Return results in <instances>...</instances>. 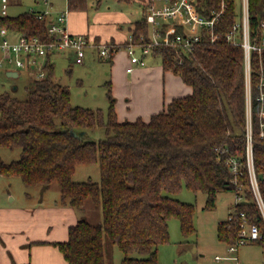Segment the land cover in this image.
Masks as SVG:
<instances>
[{
	"label": "trees",
	"instance_id": "trees-1",
	"mask_svg": "<svg viewBox=\"0 0 264 264\" xmlns=\"http://www.w3.org/2000/svg\"><path fill=\"white\" fill-rule=\"evenodd\" d=\"M101 1L96 0V8ZM235 2L197 0V11L207 17L225 6L215 30L219 37L214 42L203 34L192 53L165 43L152 48L150 57L160 58L163 69L178 75L192 92L174 97L148 120L139 117L120 121L111 90L107 113L100 108L72 105L70 87L55 78L51 55L44 63L45 77L34 78L27 87V99L0 92V147L21 150L19 160L0 162V175L17 177L28 188L57 182L61 204L81 210L91 199L101 207L99 224L79 220L69 227L67 241L52 243L68 264H106L104 238L123 252L121 264H158L159 247L170 240L171 218L179 220L184 235L196 231L195 206L174 198L183 187L205 193V209L214 207L221 192H244L243 201L233 206L235 218H227L218 225V239L227 245L237 242L241 212L264 227L249 191L243 158L244 49L226 38L236 21ZM67 3L71 11H85L89 7V0ZM249 15L250 38L259 41L264 0H249ZM3 24L27 37H39L43 42L49 39L46 19L40 20L30 11L10 15ZM135 24L133 43L140 48L150 42L151 25L146 14ZM164 27L170 34L184 32L181 25ZM112 58L113 55L111 62ZM257 59V54H253L254 149L256 169L262 172L264 137L258 132L259 103L255 100ZM98 127L104 129L105 137L90 139L89 133ZM233 157L240 161L237 180L230 171L229 160ZM93 163L100 168L99 182L73 180L77 165ZM261 185L264 198L263 181ZM256 243L264 244V238ZM134 253L139 256H132Z\"/></svg>",
	"mask_w": 264,
	"mask_h": 264
},
{
	"label": "rangeland",
	"instance_id": "rangeland-1",
	"mask_svg": "<svg viewBox=\"0 0 264 264\" xmlns=\"http://www.w3.org/2000/svg\"><path fill=\"white\" fill-rule=\"evenodd\" d=\"M38 1V0H37ZM63 4L65 1L60 0ZM55 0V7L60 3ZM11 15H18L25 11L41 10L45 11L48 7L44 3H39L37 6H32V0H11ZM235 17L236 22L241 23L243 20V0H236L235 2ZM185 30L195 31L196 28H188ZM151 35V33H150ZM124 51V50H123ZM68 57H55V78L61 83L68 85L71 90V103L74 106H82L92 109L100 108L104 113H107L110 105V98L108 91L111 90L112 98L115 102L125 107H133L136 111L139 110L140 105H143L142 96L143 92L153 90L155 93L161 94L166 90L167 94H183L186 92V84L172 79L170 83L165 82L162 78H156L153 85L139 83L133 88L136 93L131 95H124L118 98L111 87V61L108 57H102L99 49L92 48L90 51L86 50V55L83 63L77 64L76 53L73 50L66 52ZM136 54L140 55V51L136 50ZM51 56V57H52ZM129 56V54H128ZM54 58L55 61H54ZM130 58V57H129ZM52 59V58H51ZM45 60L44 57L37 59L38 66ZM71 60V61H70ZM147 64L161 65V59H154L150 56L146 57ZM74 63V64H73ZM152 63V64H151ZM73 65V66H71ZM120 63H117V71L120 70L121 78L123 69ZM39 67L31 69L28 66L15 67L0 65V92H9L13 97L21 100L28 98L27 87L31 84L32 80L39 78ZM120 68V69H119ZM122 69V70H121ZM17 71L18 76H8L7 71ZM46 75V73H45ZM110 85H109V84ZM169 86V88H168ZM119 93H126V85L121 80ZM138 97V99H137ZM130 100V101H129ZM133 100V102H131ZM130 103V104H128ZM145 105V103H144ZM128 108H125L126 112ZM117 109V108H116ZM117 115L121 118V114L116 110ZM129 112L126 114L128 118L133 115ZM126 120V119H124ZM130 121V119H128ZM105 137L103 128L98 127L93 132L89 133V138L97 140ZM20 148L9 149L0 147V162H12L19 160ZM73 180L76 182H87L89 180L94 182L100 181V168L97 163L93 164H80L77 165ZM14 194L15 201L13 202L6 193ZM10 194V196H11ZM177 200L186 203H192L195 206L193 216V223L195 233L191 235H184L181 231V225L177 218L173 217L169 221V242L161 245L158 250V264H236L237 262L229 259L216 260V256H237L240 264H264V244L250 243L241 246L237 252L229 253L227 251V244L218 239V225L221 221H225L233 209L235 203V192L224 191L217 195L215 205L211 209H205L207 196L203 192H193L187 187L174 196ZM40 200L44 203L40 204ZM61 206L60 202V187L57 182L49 186H35L26 187L21 180L17 177L6 178L0 175V207H4L5 211L12 210L17 212L16 209H26V214L22 218H12L4 221L0 218V245L7 248V239L13 230L15 222L21 219L25 222V226L20 227L22 230H27L26 234L30 236H38V240H47L49 238H60L58 232H55V226L51 217L44 216L40 211H46L54 204ZM35 204V205H33ZM28 205V207H25ZM67 207H71L67 205ZM72 208V207H71ZM77 221L85 219L91 224H99L102 221L101 207L93 203L91 199L85 202L83 209L77 210L75 208ZM12 228V229H11ZM3 231V232H1ZM41 233V235H39ZM50 233L51 236L48 234ZM56 234V235H54ZM54 236V237H52ZM2 243V244H1ZM29 248V247H28ZM104 251L106 256V264H121L124 257L122 251L116 246L111 245L107 238H104ZM9 255L12 257V251L8 249ZM132 256H139L137 253ZM10 257V258H11ZM13 259V258H12ZM14 261V260H13ZM14 264H17L14 262Z\"/></svg>",
	"mask_w": 264,
	"mask_h": 264
},
{
	"label": "built area",
	"instance_id": "built-area-1",
	"mask_svg": "<svg viewBox=\"0 0 264 264\" xmlns=\"http://www.w3.org/2000/svg\"><path fill=\"white\" fill-rule=\"evenodd\" d=\"M44 3L48 9L45 11L34 10L30 12L42 20L47 21V31L49 39L43 42L39 37H27L19 34L3 24V20L9 17L11 0H0V65L15 67H32L38 68L37 59L54 55L58 52L73 50L76 53L77 64L83 63L86 55V48L95 46L99 49L102 57H112L118 50L114 44L107 42L92 43L93 41L86 34H73L67 27L68 11H60L54 14L52 0H38ZM161 1V4H158ZM197 0H151L147 13L146 20L151 25L150 42L137 48L133 43L132 35L127 40L126 50L128 51L132 65L145 66L146 57L151 56L152 48L162 43L168 44L175 49L183 50L184 52L192 53L194 48L201 42L203 34L209 35L212 42L218 39L216 26L219 23L221 15L224 12L225 6L219 12H213L210 16H205L197 11ZM249 0H243V20L241 23H234L232 29L227 33L226 38L235 45H240L244 49L245 55V81H246V129H245V148L243 158L247 170V178L249 180V191H251L254 201L256 202L262 224L264 226V198L263 187L261 181L264 182V170L258 172L255 166V149H254V128L255 121L253 117L254 104V84L252 81V55L257 54V65L259 68V80L256 84L258 94L255 100L259 103L258 126L259 136L264 137V23L261 24V38L259 41H252L250 38L249 25ZM181 25L184 28L183 33L170 34L164 26ZM196 28L195 31H188L185 28ZM241 33V37H239ZM139 49L140 55L136 54ZM45 63V62H44ZM44 63L39 67V78L45 77ZM132 67L127 71L131 72ZM230 171L235 175V180L238 179L240 173V161L237 157L229 160ZM241 187H239L240 189ZM235 203H240L244 199V192L240 190L235 193ZM234 203V204H235ZM232 210L228 216L229 220L235 218ZM241 222L239 225V237L234 244L227 245L229 253L237 252L241 246L262 241L264 238V227L257 222L251 221L245 213L240 214ZM222 259L234 260L240 264L237 256H216V260Z\"/></svg>",
	"mask_w": 264,
	"mask_h": 264
},
{
	"label": "crops",
	"instance_id": "crops-1",
	"mask_svg": "<svg viewBox=\"0 0 264 264\" xmlns=\"http://www.w3.org/2000/svg\"><path fill=\"white\" fill-rule=\"evenodd\" d=\"M52 1L54 5L53 15L60 11H68L67 27L71 33L86 34L90 40L93 41L92 43L107 42L120 47V49L113 55L112 58V74L110 80L112 90L118 95V98L128 94L131 95L132 93H135L137 96H139L140 94H138V92L136 93V89L133 87L139 83L153 85L156 78L160 79L163 77L164 83H170L172 79H176L185 84L178 75H175L171 71H165L162 64L150 66L146 64L145 66H139L132 65L130 61L128 51L126 50L127 45L125 44L135 29V23L143 19L147 13V9L151 0H102L101 6L99 8L95 7L96 0H89V7L85 11L69 10L67 0H64L65 2L63 4L60 0H58L60 3L56 7L54 2L55 0ZM32 2V6H37L39 3H41L37 0H32ZM161 3V1H158V4ZM92 48L96 47L91 45L86 48V50L90 51ZM67 51L68 50L55 53L53 56L56 58L61 56L68 57L66 54ZM53 56L51 57L52 60ZM56 58H54V61ZM44 62L45 60H43L41 63L43 64ZM147 62L148 61L146 60V63ZM117 63H120V66L123 69L122 78L120 70L117 71ZM130 67H132L133 70L128 72L127 69ZM121 80H123L126 85V93L118 92L121 85ZM185 87L186 92L183 94L168 95V92L164 90L163 93L157 95V93L150 89L144 91L142 93V102H144L145 105L144 103L143 105H140L138 111H136L131 106L128 108L120 104V102H115V108H117L116 110L122 115L121 118L118 116V119L120 121H125L124 119H130V121H134L141 117L144 120H148L153 113L162 110L174 97L184 96L192 92L190 86L186 84ZM131 102H133V100ZM125 108H128L127 112ZM129 112H135L132 113L133 115L129 116L131 118L126 117L128 116L126 114H129ZM10 194L11 193L9 192L6 193V196L10 197L14 202L15 196L14 194H11L10 196ZM40 204L43 205L44 203L40 200ZM25 207H28V205H25ZM2 208L0 207V218L4 221L12 218L23 219L24 217L22 214L27 213L26 209L24 210L22 208L21 210L16 209L17 212H14L13 209L5 211ZM72 208L67 207V205L61 204L60 206L55 203L46 211L38 212L42 213L44 216L51 217L53 225L56 227L55 232H58V237L60 238L38 240V238H35L38 236H33L34 234L30 236L29 234H26L27 230L20 229L21 225L26 227L25 222H22L21 219H19L18 222H15L14 226L12 227L13 230L9 235V239L6 240L7 248H3L2 245L4 244L2 243V245H0V264H14V262L17 264H68L59 248L54 246L52 243L64 242L68 240L69 227L78 222L75 220L76 214ZM48 234L51 236L50 233ZM39 235H41V233ZM40 241L45 243H38ZM8 249L12 251V257L9 255Z\"/></svg>",
	"mask_w": 264,
	"mask_h": 264
},
{
	"label": "water",
	"instance_id": "water-1",
	"mask_svg": "<svg viewBox=\"0 0 264 264\" xmlns=\"http://www.w3.org/2000/svg\"><path fill=\"white\" fill-rule=\"evenodd\" d=\"M7 75L8 76H13V77H17L18 76V72L17 71H7ZM74 136L76 137H80V135H78L75 132H72Z\"/></svg>",
	"mask_w": 264,
	"mask_h": 264
}]
</instances>
